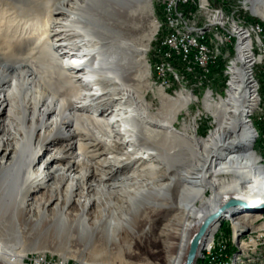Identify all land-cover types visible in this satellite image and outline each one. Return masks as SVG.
Wrapping results in <instances>:
<instances>
[{
  "label": "bare ground",
  "instance_id": "1",
  "mask_svg": "<svg viewBox=\"0 0 264 264\" xmlns=\"http://www.w3.org/2000/svg\"><path fill=\"white\" fill-rule=\"evenodd\" d=\"M2 1L13 7L15 12L9 15L15 19L23 18L20 6L25 3L38 8L16 34L9 36L0 30V151L4 153L0 182L19 186L22 198L20 211L10 218L12 225L31 211L30 195L46 188L56 177L68 193V204L81 187L115 191L129 186L127 191L137 194L142 204L154 201L158 208L173 209L176 213L169 223L176 232L166 230L164 235L182 236L181 253L189 251L204 222L230 201H241L249 209L243 205L230 209L208 230L200 250L214 238L222 220L234 228L237 238L245 231L243 222L252 217L264 220V157L257 156L258 147L264 144V130L260 135L255 125L264 106V85L255 77L256 68L264 63V33L259 26L230 24L236 58L225 74L229 77L225 96L215 101L207 92L203 98V111L211 118L213 129L199 139L198 128L191 136L188 127H177L196 99L183 91L175 98L169 96L167 88L140 70L146 54L144 43L151 42L157 26L152 23L148 39L135 38L131 33H140L142 22L147 17L152 19V0ZM168 2L171 17L178 3H187ZM199 2L205 12L207 0ZM259 7L264 8V0H253L251 13L264 19ZM225 18L220 12L210 16L207 29L202 28L205 31L198 32V39H191L185 48L200 44L215 29L225 27ZM176 20L175 16L169 18L171 30L176 29ZM225 40L220 37L219 42ZM26 46L31 47L24 54ZM171 56L167 53L166 59ZM149 94L159 103L155 114ZM23 97L34 104L33 117L39 119L40 135L44 136L42 150L51 152L37 173L31 169L39 154L31 159L24 150L17 157L6 146L8 138L1 135L16 118V100ZM48 128L54 134L46 136ZM129 149L136 152L135 157L129 156ZM78 150L83 159L73 158ZM6 157L10 163L4 161ZM123 168L139 169L135 178L147 182L149 188L137 186L130 176L114 181L113 176ZM223 176L231 181L221 183ZM90 204L87 200L86 205ZM13 226L0 230L4 231L1 234L16 237ZM211 250L215 251L210 247L207 257ZM0 259L6 264H25L18 254ZM179 262L180 258L172 264Z\"/></svg>",
  "mask_w": 264,
  "mask_h": 264
},
{
  "label": "rangeland",
  "instance_id": "2",
  "mask_svg": "<svg viewBox=\"0 0 264 264\" xmlns=\"http://www.w3.org/2000/svg\"><path fill=\"white\" fill-rule=\"evenodd\" d=\"M252 1L207 0V10L203 12L199 0H181L187 3H178L175 15L172 16L177 18V23H174L178 25L176 29L171 30L168 25L169 18H172L167 13L168 0H152V19L147 17L142 22L140 33H131L135 38L146 36L148 39L152 23L154 22L157 26V32L151 42L144 43L146 54L144 65L140 70L147 73V77H152L158 86L167 88L169 96L175 98L183 91L185 96L192 100L196 99L193 100L190 109L183 113L177 125L180 129L188 127L191 136H194V130L198 128L200 133L197 134V138H205L208 130L213 129L211 118L203 111V98L207 92L213 94L215 101L225 96L229 79L225 74L229 63L236 58V39L232 43V49L228 47L227 36H231L230 24L238 22L231 17L239 18L240 23H238L248 28L249 24L264 27V19L251 13ZM20 8L24 19L22 16L15 19L13 15H9L12 13L10 11L15 12L10 3L0 0V30H4L9 36L16 34V29L21 27L23 29L22 22H26L32 14L35 15L38 9L37 5L32 3H25ZM259 9L264 12V8L259 7ZM216 12L224 15L228 24L210 33L204 39V44L209 49V55L219 58L220 62L209 66H199L196 62L199 52L192 50V47L187 50L185 48L189 45L188 37L198 39L196 34L207 29L205 26L208 24V18ZM192 27L199 31H191ZM221 31H226V35H221ZM220 37L227 41L220 43ZM262 41L264 42V38ZM2 43L0 38V44ZM31 46L24 47L22 52L25 54ZM1 47L3 48L2 45ZM167 53L172 54L171 59H166ZM11 61H14V58ZM261 66H264V63L258 65V68ZM255 77L260 85H264V67L256 70ZM63 97L61 95L59 98L63 99ZM16 101V118L12 119V124L8 125L1 135L8 138L6 146L17 157L24 150L25 152L28 150L30 158L39 154V159L31 169L32 172L37 173L51 152L42 150L45 147L44 136L40 135L41 130L37 121L39 119L36 116L35 119L33 117L35 114L32 101L24 97ZM149 101L153 106L152 113H157L160 109L159 103L151 94H149ZM262 109L264 110V106H261ZM261 110L255 124L259 128L260 135L264 130V111ZM49 129L44 132L46 136L54 134ZM83 129L85 128L82 126ZM33 131L34 138L31 140ZM82 132L84 133V130ZM114 139L120 140L121 136H115ZM58 146L60 144L56 147ZM257 151V156L264 157V144L260 145ZM80 152L81 150H78L74 153L73 158L81 159L83 155H80ZM3 154L0 151V159ZM128 154L130 157L136 156V152L130 149ZM4 161L10 163L11 160L6 157ZM16 164L18 165V162ZM42 169L44 170V167ZM139 171L134 168H123L116 172L113 179L114 181L125 180L130 176L132 182L138 184L137 186L141 187L144 184L146 188H149V185H146L147 182L141 181V178H135L140 174ZM48 175L49 173L46 176ZM59 179V177L54 178L48 182L46 188L38 189L30 195L29 203L32 205L30 213H24L23 219L13 224L14 226L10 218L15 217L20 211L22 201L19 194L20 188L11 181L0 182V230L7 231L13 226V230L17 231L16 237L1 234L4 231H0V256L10 258L18 254L24 259L35 258V255L39 254L46 260L53 259L55 264L60 262L64 264H172L173 260L180 258L179 263L184 264L188 250L181 253L182 236L164 235L166 230L176 232L169 223L176 211L158 208L154 201L150 205L142 204L137 194L128 192L129 186L115 191L111 188L106 190L98 187L95 189L96 192L87 191L85 187H81L75 191L72 201L68 204V193L62 188ZM220 180L221 183L231 181L230 177L224 176ZM175 197L177 198V192ZM58 199L60 202L56 207ZM87 200L91 202L90 206L86 205ZM241 221L243 222L244 219ZM245 222H243L246 225L245 231L241 237L237 238L234 228L225 225L223 220L220 221L217 232L213 235L214 238L202 247L196 264H263L264 252H247L249 233L257 231L258 227L264 230V220L252 217ZM209 246L215 249V251L211 250L213 253L218 254L212 256L210 252L207 257ZM220 249L225 253L224 256L219 253ZM251 261L255 262L251 263ZM0 264L6 263L0 259Z\"/></svg>",
  "mask_w": 264,
  "mask_h": 264
},
{
  "label": "built area",
  "instance_id": "3",
  "mask_svg": "<svg viewBox=\"0 0 264 264\" xmlns=\"http://www.w3.org/2000/svg\"><path fill=\"white\" fill-rule=\"evenodd\" d=\"M231 18L234 20H238V22L240 23L239 18H236L235 16ZM260 29L264 31L263 27H260ZM221 35H226V31H221ZM233 41L234 38L232 36H228V47L230 49H232ZM193 49L199 52L198 53L199 57H197L196 60L199 66H209L220 62L219 58H213L212 56L209 55V51L208 49H206V44H204V38H202V42L200 44H194L192 46V50ZM261 67L263 68L264 66ZM261 67L256 68V70L258 71V69H260ZM255 252H264V230H262L261 227H258L257 231H251V233H249V250L247 253H255ZM219 253H222L221 256L225 255V253H223L221 249L219 250ZM214 254H218V253H214ZM214 254H212V256ZM21 262H24L25 264H53V259L52 260L39 259V254H36L35 258H24L21 260ZM60 264H64V263L60 262Z\"/></svg>",
  "mask_w": 264,
  "mask_h": 264
},
{
  "label": "water",
  "instance_id": "4",
  "mask_svg": "<svg viewBox=\"0 0 264 264\" xmlns=\"http://www.w3.org/2000/svg\"><path fill=\"white\" fill-rule=\"evenodd\" d=\"M245 206L246 208L249 209L248 205L235 200V201H230L225 208H223L222 210H220L217 214L211 216L210 218H208L204 224L201 226L199 232L193 237L191 244H190V248L189 251L187 253L186 256V260L184 264H196L198 257H199V253H200V244L201 241L204 239V237L207 235L208 230L216 223L219 221V219L225 215L230 209H232L233 207L236 206ZM247 209V210H248Z\"/></svg>",
  "mask_w": 264,
  "mask_h": 264
}]
</instances>
